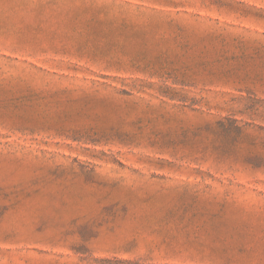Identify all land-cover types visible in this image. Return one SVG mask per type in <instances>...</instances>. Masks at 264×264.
I'll return each mask as SVG.
<instances>
[{
  "label": "rangeland",
  "instance_id": "rangeland-1",
  "mask_svg": "<svg viewBox=\"0 0 264 264\" xmlns=\"http://www.w3.org/2000/svg\"><path fill=\"white\" fill-rule=\"evenodd\" d=\"M0 264H264V0H0Z\"/></svg>",
  "mask_w": 264,
  "mask_h": 264
}]
</instances>
